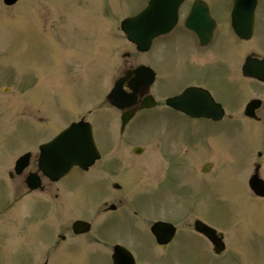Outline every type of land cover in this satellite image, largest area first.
Instances as JSON below:
<instances>
[{
	"label": "rangeland",
	"instance_id": "374dc122",
	"mask_svg": "<svg viewBox=\"0 0 264 264\" xmlns=\"http://www.w3.org/2000/svg\"><path fill=\"white\" fill-rule=\"evenodd\" d=\"M147 1L19 0L14 6H6L0 0V264H42L48 255L49 264H111L107 252L110 250L103 244L112 245L115 239L92 247L86 245V237H77L68 238L57 249L52 246L59 227L67 225L71 214H84L92 221V212L101 198L100 210L105 200L115 201L112 194L117 190L110 184L118 181L129 191L139 186V194L132 199L143 208L146 218L153 213L149 228L154 221L163 219L176 224L181 233L166 250L155 242L154 257H143L144 240L138 238L134 246L130 243L139 264H264V200L250 194L247 182L237 178L240 172L230 160L232 156L243 157L241 150L247 146L248 136L232 135L229 141H224L223 136L214 138L207 132L213 127L206 121H190L169 111L163 115L143 111L126 127L120 154L131 158L121 165L106 162L118 155L107 149V144L116 135L119 140L120 125L116 134L108 113L103 122L95 121L94 135L104 158L87 173L73 170L60 185L66 190L62 197L70 209L58 210L59 201L54 206L52 200L33 195L4 210L11 193L7 170L13 161L23 151L36 150L55 137L79 110V102L85 105L84 110L98 107L126 69L149 64L156 70L160 78L150 92L155 95L156 89L163 95L158 96L161 100L184 85L173 83L167 75L166 69L173 60L184 76H190L187 80H202L200 65L189 63L200 61L192 58L195 42L189 34L172 36L179 40L180 47L175 45L169 51L167 43L172 39L164 38L168 39L166 44L158 41L144 54L126 39L121 21L134 15ZM258 11L262 27L261 5ZM256 37V42L264 47V31ZM256 44L248 51L264 55V48ZM245 85L246 80L241 79L233 87L235 101L241 100L239 90ZM61 103L66 104L64 111ZM104 111H94L91 117ZM166 124L176 130H162ZM136 145L161 149L166 155L156 154L154 163L143 164L136 160L145 161L144 156L136 157L132 152ZM199 152L200 170L205 162L214 160L213 170H217L218 177L197 171ZM134 176L139 177L134 180ZM128 214L138 217V222L142 218L133 207ZM197 217L224 233L229 244L225 255L215 256L203 238H194L199 243L195 245L198 259L188 257L186 239L181 236L194 231ZM95 223L98 225L99 220ZM123 223L119 234L128 240L133 233V220L125 218ZM133 228L134 237L142 233L146 237L145 220Z\"/></svg>",
	"mask_w": 264,
	"mask_h": 264
},
{
	"label": "flooded vegetation",
	"instance_id": "af4514ba",
	"mask_svg": "<svg viewBox=\"0 0 264 264\" xmlns=\"http://www.w3.org/2000/svg\"><path fill=\"white\" fill-rule=\"evenodd\" d=\"M194 3L195 0H188L182 5L179 16V22L176 28L177 33L175 35L186 33L185 31H183L182 27ZM260 5L262 6V14H263L261 19L264 20V0H258L255 19H259L258 10L260 8ZM232 9H233V0H200V22L203 23L201 27L207 30L214 28L212 40L207 45L200 44V48L196 49L195 47H192L193 49L191 50L192 52H196V54H194L192 58H194V60H197L196 57H198L200 61L199 63H193V61H189V63L193 65H200L199 76L203 77L202 80H200V82L197 80L196 81L187 80L190 79V76H184V74L181 72L179 66L174 62V60L172 62L170 60L171 63H169L166 69L170 81L176 83L177 85L179 83H184V85L181 87V89L178 92L168 93L164 98V100L159 99L158 96H160L161 94L158 93L156 89H155L156 94L154 95L150 92L149 90L150 87L141 86L138 90L139 97H138L137 106L141 104L142 100L146 95H148V93H151L154 96L156 100V105L152 109H144L137 111L134 117L130 120L129 124L137 116L139 117V115L143 113V111L146 110H154L155 113H158L159 115H163L165 111H169V113H175L181 115L190 121H196V120L206 121L213 127L211 129H208L207 132L209 134L214 135V138L223 136L224 141H229L232 135H237L241 137L247 135L248 136L247 146L244 147L243 150H241L243 157L241 159H238V158H234L235 156H232L230 157V160L232 161L233 164L232 167L240 172L237 178H242L247 182V187L250 191V194L256 199L264 200V197H259L256 194H254V192H252L248 186L250 180L254 176L264 180V82L253 77L245 76L243 73V65L246 57L249 54L256 53L259 57H264V55L254 50L248 51L249 49L252 48V46H254V44L257 43L256 39L252 38L251 40L245 41L236 36V34L234 33L231 27ZM262 23L263 26L260 27L258 21H255L254 35H256V33H258L259 31H264V22ZM260 28H262V30ZM189 35L192 38H194L193 34H189ZM166 42L167 41H165V43L163 44H166ZM167 44L169 46V51H170L172 48H174L175 45H179V40L172 38V40ZM243 44H245L246 46L243 47L242 46ZM262 44L263 43H257L256 47L264 48L263 46H261ZM244 52H246L245 55ZM177 70H179V74H180L179 78L177 77ZM155 72H156L155 83L157 84L158 78L160 77L156 70ZM121 75H119L118 78ZM183 79H186L187 81L181 82ZM241 79L246 80V85L244 89L240 88L239 90L240 93H242V96H241V100H239L238 102L233 99V97L235 96L233 87L238 85ZM128 84H129L128 82L125 84L126 88ZM188 87H200L201 89L208 92L213 98V100L216 103H218L223 109L224 114L222 118L218 121L212 118H200V117L195 118L186 113L177 111L173 109L171 106L167 105L168 98L177 96ZM107 94L105 96V99H103V101L99 103L98 107H95V109H92L93 107L92 108L90 107L88 110L86 109L88 112L87 114L85 113L86 110H84L85 105H80L79 102L78 103L79 110L75 112V115L73 117L69 118L66 126L63 127L60 131L68 127L73 122L86 121L92 125V129L95 134V128H94L95 121L101 120V122H103L104 114L108 113L110 120L109 123H111L112 120L114 121V132H116L118 125L122 124V116L124 111L119 110L118 108L113 106L107 100ZM70 100L72 99L70 98ZM254 101H257V104L255 105L254 108V116L251 117L246 114V107L251 102ZM72 102L73 104H76V102H74L73 100ZM65 105H66L65 103L64 104L61 103L62 111H64ZM102 110H105L104 113L98 115L96 114L94 118L91 117L94 111L95 113H98L99 111ZM164 127L165 128H162V130L164 131L176 130L173 125L166 124ZM189 129H193V127L190 126ZM233 129H235L236 132H234ZM124 131L121 132V136L119 137V140L116 135V138H114L112 142H109L107 144V149H111V150L113 149L118 154L114 157L115 159L110 160V162L106 161L109 164L115 163L117 165L118 164L121 165L124 162L130 161L131 157L128 158V156L126 155L124 156L123 154H120L122 152L121 144L125 141V138L122 137ZM96 144L101 153V159L98 162H101V160L104 158L103 156L104 151L103 149H101L97 141ZM119 145H121L120 149L118 148ZM136 146H134L132 149L133 153H134V148ZM142 148L143 149L140 154H136V153L134 154H136V157L144 156L145 161L136 160L137 162H142L143 164L150 165V163H154L156 154L161 155V157L166 155V153L161 149L149 150L145 147ZM35 151H37L36 154ZM28 152L30 153L29 155L30 157H29V164L26 168H24L19 174H16L14 166L13 167L11 166L12 169L11 167H9L7 170L9 183L11 185V193H10V197L8 196L6 198L7 200L5 201L4 210L6 211L8 209L10 210V208H12L15 203L20 202L21 200L33 195H38L40 199L42 196L44 200H50V201L52 200L51 202H53L54 206L57 203V201H59L57 205L58 210L70 209V205L65 201V198L62 197L63 194L66 193V190H62V186L60 187V185L63 183L65 178L70 176L73 170L75 169L79 171L82 170L76 167L67 176L53 181L48 177H46L45 175H43L38 169V159H39L38 150L25 151L20 156ZM98 162H96V164H98ZM199 162H200V152H199L198 162L195 165L197 171H200V167L198 165ZM214 162H215L214 160L205 162L201 170H204L206 168L207 170V172L205 173L206 175L209 176L213 175L214 177H218V175H216L217 170L216 171L213 170ZM217 169H219V167ZM32 173L38 174L39 176V177L35 176L33 179L34 181L32 182L33 184L38 182V184L36 185L39 186L36 189H32L31 186H29L28 184L29 175ZM135 177L137 180L139 176H134V180ZM39 178H40V182H39ZM116 183L118 184L117 187L115 186ZM110 186L115 190H117L114 191L113 189L114 194H112V197H114L113 200L115 201L108 203L105 200V202L103 203V207L100 210L99 208L101 204L100 203L101 202L100 200L102 199L101 198L92 212L93 216H95V219H93L92 221L91 219H89V216L86 217L84 216V214H71L67 225L62 224L59 227L58 236H57L58 238L56 239V242L52 246L53 249L59 248L61 243L67 241L68 238L69 240H72V239H76L77 237H86L87 238L86 245L92 247L98 246L96 245V244H100L98 242L104 241L109 244V240L115 239L116 241L112 245H105L102 243L107 249L110 250L109 253L111 252V250L114 249V246L117 243H119V245L126 247L128 250L132 252L136 260V264H139V260L135 252H133V249L128 245H130L131 243L134 246L136 245V242L138 243L139 239H141L145 241L144 243L145 245L143 248V253H144L143 257L146 256L154 257V252L152 250L155 243V237L151 232V227L149 228V223H150L149 216H151L153 213L146 218L143 208H141L140 205H135L136 203L132 199L136 197L137 194H139L138 192L139 186L138 187L136 186L134 191H129L127 186H126L127 189H125V186L123 184H120L119 181L110 184ZM140 190L141 189L139 188V191ZM132 207L134 208L135 214H139L142 216L139 222H138V217L133 218L128 214V210ZM1 208L2 206L0 205V215L3 214L2 211L3 209L1 210ZM98 210L99 212L97 213L96 211ZM74 216L76 217V219L73 218ZM112 216L114 218L110 219ZM125 218L127 219L132 218L133 220V224L131 225L132 226L131 230L133 233L129 235L130 239L128 240H124L123 238H121L119 234L124 229L123 222ZM96 219L99 220L98 225L95 223ZM77 220L90 222L92 224L91 230L88 232L77 233L74 229V224L75 221ZM144 220L147 224V231L144 232L146 234V237H144L143 233L136 235L134 237L133 235H135V233L133 227L138 226V223ZM178 235H181L179 229H177V233L171 243H173V241L176 239ZM200 236H201L200 233L195 231L194 232L191 231L188 235L184 233L181 236L186 239V241L184 242V247L188 249L189 251L187 253L189 254L188 257L192 259H196V258L198 259L196 254V246H195L198 244L194 242V238H200ZM46 257L47 258H45L46 259L45 261H49V258L51 259V255L50 256L48 255Z\"/></svg>",
	"mask_w": 264,
	"mask_h": 264
},
{
	"label": "water",
	"instance_id": "95a60500",
	"mask_svg": "<svg viewBox=\"0 0 264 264\" xmlns=\"http://www.w3.org/2000/svg\"><path fill=\"white\" fill-rule=\"evenodd\" d=\"M183 1L150 0L148 6L138 15L127 18L122 22V28L128 39L136 43L139 50H149L156 36L169 32L175 26L178 20V10ZM4 2L7 5H13L17 0H4ZM256 2L257 0H235L233 25L237 34L242 38L248 39L253 34ZM196 31H200V15L198 30ZM245 71L264 79V59H249ZM130 73H127V77ZM132 73L136 74V78L130 85L134 90L140 85H150L153 81L154 74L148 67L141 66ZM125 80L126 77L120 79L109 95L113 104L121 108L132 104L137 95L136 93H126L122 89ZM151 102L152 98L147 97L143 106H150ZM168 102L177 109L194 116L217 117L222 111L219 105L215 104L212 97L200 88H189L181 95L169 99ZM253 107L254 105H250L248 112H252ZM127 120L126 116L124 124ZM98 157L99 153L93 139L91 126L88 123L80 122L73 124L55 139L41 146L40 169L50 178L59 179L75 165L88 169ZM26 159L25 156L18 160V171L26 166ZM251 186L258 194L264 196V182L253 179ZM76 225L81 226V223L77 222ZM196 229L203 232L214 242L216 251L219 252L223 249L222 240L216 235L214 229L201 221L196 222ZM152 231L157 240L165 244L174 236L175 228L171 224L158 222L153 226ZM114 261L115 264H134L130 253L124 251L123 248H116Z\"/></svg>",
	"mask_w": 264,
	"mask_h": 264
}]
</instances>
